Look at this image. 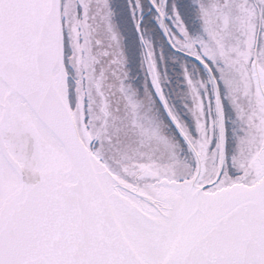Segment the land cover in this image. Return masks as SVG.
Returning a JSON list of instances; mask_svg holds the SVG:
<instances>
[{"label":"snow or ice","instance_id":"snow-or-ice-1","mask_svg":"<svg viewBox=\"0 0 264 264\" xmlns=\"http://www.w3.org/2000/svg\"><path fill=\"white\" fill-rule=\"evenodd\" d=\"M52 3L58 8L62 44L70 39L74 48L71 58L63 54V70L67 80L69 67L79 74L80 98L85 73L77 61L89 45L90 21L95 19L92 3ZM47 4L0 0V264H264V170H249L258 152L264 163V143L257 138L247 160L237 166L236 157L227 156L225 125L219 119V140L212 150L204 118L209 101L190 75L186 78L199 139H193L168 109L197 157L196 168L171 185L180 201L169 209L144 200L148 207L143 214L118 198L114 207L108 206L94 182L95 161L58 133L56 118H70L57 95L59 63L51 67L43 50L42 12ZM157 8L164 17V9ZM105 9L111 15L108 3L96 11ZM186 36L180 24L171 37L174 48L211 74L217 87L223 84L219 64L209 58L206 44L201 41L190 54L191 45L181 43ZM147 57L155 91L167 107L150 45ZM88 62L95 63L91 58ZM111 64L115 68L122 60L114 57ZM64 78L61 73L60 80ZM218 96L217 91L214 104L220 114ZM72 110L78 112L79 103ZM88 147L93 151L92 144ZM206 152L214 161L210 168L201 164Z\"/></svg>","mask_w":264,"mask_h":264},{"label":"rangeland","instance_id":"rangeland-1","mask_svg":"<svg viewBox=\"0 0 264 264\" xmlns=\"http://www.w3.org/2000/svg\"><path fill=\"white\" fill-rule=\"evenodd\" d=\"M91 3L95 19L90 21L89 45L85 57L77 61L85 73L80 98L79 74L69 67L70 102L73 108L79 103V111H73V116L81 139L87 147L92 144L95 159L123 184L135 189L171 187L193 165L197 166V157L183 134H176L165 109L171 108L191 137L199 139L197 117L193 113L195 102L186 78L190 75L199 94L209 101L204 118L214 150L219 140V119L212 76L189 57L170 48L159 17L146 0H91ZM105 3L111 15L106 9L102 13L96 11ZM156 3L165 11L170 37L178 33L182 24L187 36L181 43L186 48L191 45L190 54L203 41L211 52L209 58L219 64L227 106L232 110V120L228 119L234 125L232 155L237 166H242L256 139L264 143V0H156ZM191 5L197 6L193 14ZM197 19L199 32L194 29ZM68 42V52L73 56L74 48L70 39ZM149 45L167 107L151 79ZM105 51L109 56L104 55ZM114 57L121 59L122 65L114 68L111 64ZM88 58L95 63H89ZM204 163L209 168L214 163L207 152L202 166ZM253 168L264 170L259 152L249 164V170ZM231 171L237 174L234 169Z\"/></svg>","mask_w":264,"mask_h":264},{"label":"water","instance_id":"water-1","mask_svg":"<svg viewBox=\"0 0 264 264\" xmlns=\"http://www.w3.org/2000/svg\"><path fill=\"white\" fill-rule=\"evenodd\" d=\"M148 1L151 3L154 9L159 13L157 7L153 4L152 0H148ZM42 19L44 22L43 29H42L43 50H44L46 58L51 63V67H55L56 64L59 63L60 73H57V76L54 78L57 83V95L61 98V102L64 105V110L68 113L69 118H70V121L68 122L62 121L59 117L56 118V124L58 126V133L61 136L69 139L73 145L77 146L78 149L82 148L85 153H88V155L91 156V154L87 151V149H85L78 135L74 118L68 107L67 76L63 70V44H62V38L59 35L58 8H54L52 0H48V4L42 12ZM165 36L167 37L169 44L172 46L168 38L166 30H165ZM61 73H63L65 77L63 81L60 80ZM10 131L14 132L15 130L10 129ZM53 151H55L54 148H53ZM91 160L95 161V159L92 156H91ZM97 165L98 164L96 163V161H95V164H91L92 175H93L96 187L100 190V192L103 193L104 199L107 202L108 206L114 207L115 199L118 198L119 200L123 201L124 204L127 205L129 209H135L137 212H140L141 214H143V212H141L136 206L131 204L128 200L124 199L123 197H121L118 193H116L113 190V187L111 186L109 181L106 180L109 177V174H108L109 171L108 170H107L108 172L104 171L99 165H98L99 167L97 168L96 167ZM101 169L103 171H101ZM105 173H107V176L105 175ZM117 183L120 184L118 181ZM120 186L127 190H130L127 187H125L123 184H120ZM139 190L147 194L148 196L152 197L153 200H155L156 202H159L166 208L170 206V203L172 200H176L180 196L177 192H175L172 189V187L145 188V189H139ZM123 195L131 199V201L136 203L137 205H141L144 208L148 207L147 204L143 203L144 200L136 199L135 198L136 196L134 195H131L127 192H125V194ZM139 196L144 198V196L142 195H139Z\"/></svg>","mask_w":264,"mask_h":264},{"label":"trees","instance_id":"trees-1","mask_svg":"<svg viewBox=\"0 0 264 264\" xmlns=\"http://www.w3.org/2000/svg\"><path fill=\"white\" fill-rule=\"evenodd\" d=\"M187 1V0H186ZM193 5H191L190 9L192 8ZM192 14H193V11H192Z\"/></svg>","mask_w":264,"mask_h":264}]
</instances>
